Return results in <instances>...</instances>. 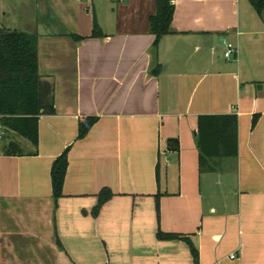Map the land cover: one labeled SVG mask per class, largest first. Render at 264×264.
I'll return each instance as SVG.
<instances>
[{
  "label": "crops",
  "instance_id": "obj_1",
  "mask_svg": "<svg viewBox=\"0 0 264 264\" xmlns=\"http://www.w3.org/2000/svg\"><path fill=\"white\" fill-rule=\"evenodd\" d=\"M172 4V33L154 47L156 0H0V26L38 36L55 111L39 117L36 155L10 135L23 155L3 156L0 139V264H264V10ZM231 115L236 158L201 171L199 117ZM66 149L54 201L51 168Z\"/></svg>",
  "mask_w": 264,
  "mask_h": 264
},
{
  "label": "trees",
  "instance_id": "obj_2",
  "mask_svg": "<svg viewBox=\"0 0 264 264\" xmlns=\"http://www.w3.org/2000/svg\"><path fill=\"white\" fill-rule=\"evenodd\" d=\"M172 1L156 0L155 13L149 19V33L154 36V47H157L162 37L172 33L171 22L174 12ZM248 1L257 14L264 10V0ZM99 34L94 30L92 37H97ZM154 73L157 74L158 71ZM54 112V86L38 71V36L0 26V126L3 136L1 142L4 143L1 154L8 157L23 155L18 144L9 141V136L12 135L29 142L33 147V155H36L39 117L53 115ZM96 120L95 118L80 120L77 138H84ZM256 122L257 118L254 117L252 127ZM195 141L201 171H217L216 161L235 159L237 156L236 117L233 115L199 117ZM67 155L68 149L54 161L51 168L54 201L62 196L67 171ZM110 197L111 194L107 190L101 191L93 216L98 214ZM155 210L158 219V197L155 198ZM156 237L162 241L179 238L177 235L163 234L160 231L157 232ZM190 247L196 261L197 251L191 244Z\"/></svg>",
  "mask_w": 264,
  "mask_h": 264
},
{
  "label": "built area",
  "instance_id": "obj_3",
  "mask_svg": "<svg viewBox=\"0 0 264 264\" xmlns=\"http://www.w3.org/2000/svg\"><path fill=\"white\" fill-rule=\"evenodd\" d=\"M224 44H225V53H224V57L226 59H230L234 54L237 53L235 47L231 44V43H228V42H225L224 41ZM2 137V127L0 126V139Z\"/></svg>",
  "mask_w": 264,
  "mask_h": 264
},
{
  "label": "water",
  "instance_id": "obj_4",
  "mask_svg": "<svg viewBox=\"0 0 264 264\" xmlns=\"http://www.w3.org/2000/svg\"><path fill=\"white\" fill-rule=\"evenodd\" d=\"M175 142V140H169L167 141V151L170 152V153H173L175 152V149L171 148V145H170V142Z\"/></svg>",
  "mask_w": 264,
  "mask_h": 264
}]
</instances>
